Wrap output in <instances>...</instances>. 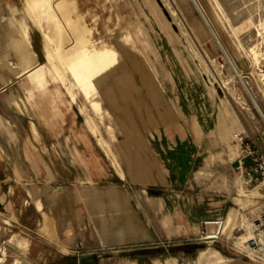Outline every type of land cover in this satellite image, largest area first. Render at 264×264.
I'll return each mask as SVG.
<instances>
[{"label":"rangeland","instance_id":"1","mask_svg":"<svg viewBox=\"0 0 264 264\" xmlns=\"http://www.w3.org/2000/svg\"><path fill=\"white\" fill-rule=\"evenodd\" d=\"M55 2L10 0L1 18L0 264H261L237 241L264 205L239 167L240 137L264 152V0H73L92 33L68 44L64 80ZM23 20L22 65L33 50L43 86L10 65ZM29 127L56 137L58 179L32 161Z\"/></svg>","mask_w":264,"mask_h":264},{"label":"bare ground","instance_id":"2","mask_svg":"<svg viewBox=\"0 0 264 264\" xmlns=\"http://www.w3.org/2000/svg\"><path fill=\"white\" fill-rule=\"evenodd\" d=\"M54 2H55V4H53L51 6V8H52L51 10L54 11V17L57 18L56 23L60 24V26L62 28L60 30V42H58V46L55 48V52L53 53L55 55V56L54 55L53 56H54V58L56 57L55 60H57V61L52 62L51 64H52V67L55 69V71L59 74V77L62 80H64L63 73L61 72L60 61L62 60L63 63L66 64L67 60H64V56L63 55L64 54H68L69 55L68 57L71 56L70 48L68 47V44L70 42L81 41L84 38V33L83 32L87 31L88 34H91L92 30H91V28H89L87 25L84 24V21L82 22V17L81 16L76 15L74 18L70 16V11H71L72 6L74 4L73 0H54ZM200 13H201V11H200ZM49 15L52 16V14H49ZM2 18L6 19L7 22H9L10 19H11V16L6 15V16H4ZM31 18H33V17L31 16ZM61 19H62V21H61ZM19 21H16V23H17L16 26H18V25L20 26L22 24V27H23L24 30L23 31L21 30L19 35L15 34V36H14V39L16 40V42H15L16 43V45H15L16 48L14 50L13 55L16 57L17 62L11 63L10 65L12 67L13 73L15 74V77H20L22 75H25V76H27L29 78V79L27 78L28 80L31 81V79H33L34 82H35V85H37V87L43 86L45 84V82H46V79H45V76H44L42 65H41L40 62H38L36 60L35 52L33 50H32L31 62L29 64L22 65V61H23V58H24V53L22 52L23 49L21 50L18 47V43H20L21 41H23V40H25L27 38L26 26L28 25V23L26 22V20H23V22H19ZM41 32H42V35H43V38H44V50L49 53V51H48L49 49L47 48L46 41H45V39L47 40V34L44 31H42V30H41ZM7 34L9 35V31L7 32ZM48 39H51V38L48 37ZM20 44H22V43H20ZM56 44H57V42L55 43V45ZM12 52H13V50H12ZM26 53H28V52H26ZM248 93H249V91H248ZM252 100H253L254 105L258 106L256 101L253 98H252ZM115 164L118 167V163L116 161H115ZM38 205H40V203H38ZM233 218H232L231 214L229 216H227L225 225L228 226L229 223L233 221ZM44 221H45V224H47V219H45ZM224 228H225V226H224ZM245 238H247V237H245Z\"/></svg>","mask_w":264,"mask_h":264},{"label":"built area","instance_id":"3","mask_svg":"<svg viewBox=\"0 0 264 264\" xmlns=\"http://www.w3.org/2000/svg\"><path fill=\"white\" fill-rule=\"evenodd\" d=\"M243 148V158H248L251 167H244V161L239 160V167L244 169V183H253L259 191L261 197L264 198V152L255 151L250 143L243 142L240 137ZM226 219L224 217H216L213 219H204L202 221V229L197 237L198 240L210 239L218 240L222 237ZM249 235L241 242V247L245 255L250 256L252 260L264 264V209L257 213L255 218L250 222L248 228Z\"/></svg>","mask_w":264,"mask_h":264},{"label":"crops","instance_id":"4","mask_svg":"<svg viewBox=\"0 0 264 264\" xmlns=\"http://www.w3.org/2000/svg\"><path fill=\"white\" fill-rule=\"evenodd\" d=\"M10 9V0H0V56L3 55V46H2V42L4 40V36H5V41H7V25L6 23H3V21L1 20L2 16L4 14H8ZM6 16V15H5ZM45 128V127H43ZM29 136H28V140L32 139L34 140V145L33 147H35L36 149V155L34 157H32V161L41 164L44 168H46L47 171V177L51 178V179H58L59 177H61V174L58 171V166H57V150H58V143H57V139L56 137H54L53 134H50L49 132H47V138H44L43 135L41 134V132L38 131V129L36 127L31 128L29 127ZM36 140H35V139ZM26 143L27 140H25ZM88 159L87 161H91L95 159L94 153L93 151L91 152V154H88ZM91 177V176H90ZM120 177V176H119ZM121 178V177H120ZM92 179V178H91ZM259 199V197H258ZM255 200V202L257 203L256 205H250L253 206L254 208H252L246 215V218L250 217V219L252 218V220L255 218V216L257 215V213H260L263 209H264V205H262L263 207H261V205L259 204V200ZM246 214V213H245ZM46 215V214H43ZM49 218V216H43V220ZM50 219V218H49ZM48 221V220H47ZM225 260H230L228 264H254L250 261L247 260H239V259H225Z\"/></svg>","mask_w":264,"mask_h":264},{"label":"trees","instance_id":"5","mask_svg":"<svg viewBox=\"0 0 264 264\" xmlns=\"http://www.w3.org/2000/svg\"><path fill=\"white\" fill-rule=\"evenodd\" d=\"M183 248L187 249V248H188V246H185V247H183ZM183 248H182V249H183ZM146 252H148V253H150V252H151L150 254L154 255V254H156V253H158V252L160 253V249H156V248H149V249H148V251H146ZM66 258H67V257H66ZM69 258H70V257H69Z\"/></svg>","mask_w":264,"mask_h":264},{"label":"water","instance_id":"6","mask_svg":"<svg viewBox=\"0 0 264 264\" xmlns=\"http://www.w3.org/2000/svg\"><path fill=\"white\" fill-rule=\"evenodd\" d=\"M211 29V28H210ZM231 63V62H230ZM232 65V64H231ZM232 67H233V65H232ZM233 69H234V71L237 73V71H236V69L233 67ZM238 74V73H237ZM239 76V75H238ZM240 78V77H239ZM240 80H241V78H240ZM242 81V80H241ZM243 83V82H242ZM5 88V86L4 87H2L1 88V90H3ZM257 107V110L260 112V114L262 115V113H261V111H260V109H259V107L258 106H256ZM263 116V115H262ZM264 117V116H263Z\"/></svg>","mask_w":264,"mask_h":264}]
</instances>
